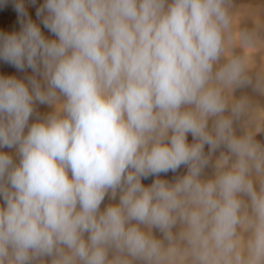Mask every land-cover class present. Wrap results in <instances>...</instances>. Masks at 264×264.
Segmentation results:
<instances>
[{
  "label": "clouds",
  "instance_id": "1",
  "mask_svg": "<svg viewBox=\"0 0 264 264\" xmlns=\"http://www.w3.org/2000/svg\"><path fill=\"white\" fill-rule=\"evenodd\" d=\"M14 8L0 60L32 75H0V264H264V107L234 95L264 67L234 0H44L54 39Z\"/></svg>",
  "mask_w": 264,
  "mask_h": 264
},
{
  "label": "bare ground",
  "instance_id": "2",
  "mask_svg": "<svg viewBox=\"0 0 264 264\" xmlns=\"http://www.w3.org/2000/svg\"><path fill=\"white\" fill-rule=\"evenodd\" d=\"M44 0H36V4L33 5L30 0H24L26 11L28 12V17L37 23L43 34L50 39H54L51 33L47 31L40 23V20L36 16V10L43 4ZM233 14V31L234 33H239L242 30H247L249 32L255 33V46L242 48L237 40V46L235 51L237 54L246 55L252 62L255 68L264 67V0H234V8L232 9ZM21 25L19 23V16L14 8V0H7L6 4L0 5V32L12 33L20 31ZM0 75L3 76H15L18 79H24L27 76L32 75L31 69H25L23 72L18 71L15 67L11 66L0 60ZM236 97L241 95H248L255 103L264 107V96L253 91L251 86L241 88L236 90L234 93ZM36 114L40 117L48 114L51 108L47 105L36 104L35 106ZM261 118L264 119V114H261ZM35 117L30 118V123L34 122ZM236 133L239 135L242 132L240 124H236ZM257 141L264 144V131L258 133L255 137ZM189 143L192 142L191 135L188 136ZM0 151L7 152L13 155L16 159L15 149H0ZM208 151V146H205V152ZM219 155V150L214 154ZM187 169L181 167L176 172L161 173L160 178L168 180L169 182H174V180L186 174ZM213 174V168L211 165L204 170V178H209ZM156 177L152 176L146 180H142L144 185H150ZM118 202V197L116 201H111L108 197L105 198L101 205V210L109 203ZM153 234L157 237H161V233L157 230H153Z\"/></svg>",
  "mask_w": 264,
  "mask_h": 264
}]
</instances>
